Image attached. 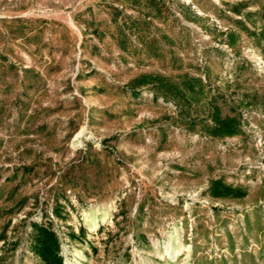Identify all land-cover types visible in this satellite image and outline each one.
<instances>
[{"label": "rangeland", "instance_id": "rangeland-1", "mask_svg": "<svg viewBox=\"0 0 264 264\" xmlns=\"http://www.w3.org/2000/svg\"><path fill=\"white\" fill-rule=\"evenodd\" d=\"M0 264H264V0H0Z\"/></svg>", "mask_w": 264, "mask_h": 264}, {"label": "trees", "instance_id": "trees-1", "mask_svg": "<svg viewBox=\"0 0 264 264\" xmlns=\"http://www.w3.org/2000/svg\"><path fill=\"white\" fill-rule=\"evenodd\" d=\"M223 190H224V193L225 194H229V193H232L233 189L231 187H228V186H223Z\"/></svg>", "mask_w": 264, "mask_h": 264}, {"label": "bare ground", "instance_id": "bare-ground-1", "mask_svg": "<svg viewBox=\"0 0 264 264\" xmlns=\"http://www.w3.org/2000/svg\"><path fill=\"white\" fill-rule=\"evenodd\" d=\"M177 252H179V250H177Z\"/></svg>", "mask_w": 264, "mask_h": 264}]
</instances>
